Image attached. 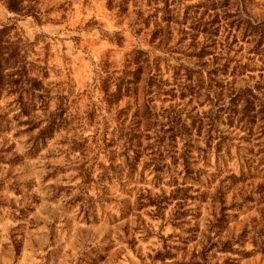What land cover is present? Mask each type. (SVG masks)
<instances>
[{
	"label": "rangeland",
	"instance_id": "374dc122",
	"mask_svg": "<svg viewBox=\"0 0 264 264\" xmlns=\"http://www.w3.org/2000/svg\"><path fill=\"white\" fill-rule=\"evenodd\" d=\"M237 3L0 0L2 44L49 102L28 124L1 100L0 264H264V0ZM139 67L109 100L106 74ZM200 69L213 87L191 94L178 73ZM144 102L170 118L139 125Z\"/></svg>",
	"mask_w": 264,
	"mask_h": 264
},
{
	"label": "trees",
	"instance_id": "16d2710c",
	"mask_svg": "<svg viewBox=\"0 0 264 264\" xmlns=\"http://www.w3.org/2000/svg\"><path fill=\"white\" fill-rule=\"evenodd\" d=\"M230 0H226L227 5H229ZM238 3V13H242V10L240 6H242L243 0H236ZM247 22V28L251 31L252 36L255 38L257 37L256 33L259 31V25L254 24L251 20H246ZM3 31H0V34ZM9 47L3 46L2 41L0 39V104L1 100L4 96L7 95H14L15 99L13 101L14 105H17V109H19L20 113L19 115H24L27 117V123L32 124L35 113L38 110L41 111H47L49 102L45 98V95L41 92L40 93V85H37V77H30L29 73L26 71V63L27 59L25 56L21 55L18 56L15 54V50L12 51L10 54L8 52ZM185 73L179 74L177 78L178 79H184L186 81L193 82V86L190 88V92H197L199 90H202V88L205 86L206 88H212L213 86L211 83H208L205 75H204V69L196 70L195 72L192 71H186ZM211 73V72H209ZM117 73H108L101 81L104 85H114L117 87L116 92H113L109 95V100L119 101L122 96L121 92L125 87V91L132 90V85L136 84L139 85L141 82H143L145 79L143 78V70L142 67H139L135 70H124L120 75L116 76ZM175 72L173 75H176ZM214 74H216L214 72ZM150 81L148 84H144L143 89L147 96H151L154 92H157V94L162 89L163 80L159 76V74H155L153 76H150L148 78ZM154 81V82H151ZM181 81V80H180ZM41 84V83H40ZM185 84V83H184ZM180 86L183 85L182 82L179 84ZM187 87V85H184ZM197 86V87H196ZM156 87V90L155 88ZM197 89V91H195ZM137 86L134 87V92H136ZM38 91V92H37ZM107 91V89H106ZM191 92V94H193ZM145 102L142 105V108L144 106ZM138 105V104H137ZM152 109L154 107H151L149 104H145L144 106V113L139 117V111L137 110V123L140 125L142 121H144V125L146 128L150 127H159L164 124L163 119H169L171 114L163 115L157 114L156 112H152ZM124 110V109H122ZM121 111V110H120ZM63 118L61 117V114L56 116L55 114L49 115L46 118V125L42 127L37 135L34 137L35 140H38L40 137L45 136L47 133L53 130H58L60 125L62 124ZM171 123L174 125L168 129V132L172 133L176 127H179V124L182 123V116L175 114L171 118ZM31 127V125H30ZM36 126H33V128L30 129L32 131L35 129ZM200 130V129H199ZM210 129H207L208 132ZM158 132L160 130L157 129ZM157 132V133H158ZM211 137V135H209ZM160 138V137H159ZM155 153V152H152Z\"/></svg>",
	"mask_w": 264,
	"mask_h": 264
}]
</instances>
